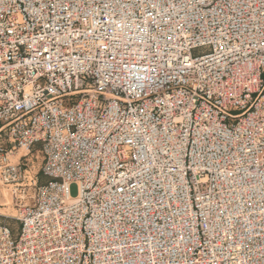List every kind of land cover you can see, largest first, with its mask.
Listing matches in <instances>:
<instances>
[{"label":"built area","instance_id":"2783aa9c","mask_svg":"<svg viewBox=\"0 0 264 264\" xmlns=\"http://www.w3.org/2000/svg\"><path fill=\"white\" fill-rule=\"evenodd\" d=\"M0 190V264H264V0H0Z\"/></svg>","mask_w":264,"mask_h":264},{"label":"rangeland","instance_id":"374dc122","mask_svg":"<svg viewBox=\"0 0 264 264\" xmlns=\"http://www.w3.org/2000/svg\"><path fill=\"white\" fill-rule=\"evenodd\" d=\"M41 162H42L41 157H39V159L37 161H35L37 168H39V166L41 165ZM3 191H5V190H0V194L3 195L2 202L8 199L12 203L11 193L7 190L5 192H3ZM4 194H6V195H4ZM6 197H7V199H6ZM0 209L3 210V211L0 210V215H7L9 217H13L16 215V211H15L14 206L12 204L9 207L1 205ZM8 222H10L11 224L16 223L15 220H11V219L8 220Z\"/></svg>","mask_w":264,"mask_h":264},{"label":"bare ground","instance_id":"6f19581e","mask_svg":"<svg viewBox=\"0 0 264 264\" xmlns=\"http://www.w3.org/2000/svg\"><path fill=\"white\" fill-rule=\"evenodd\" d=\"M6 191V190H5ZM5 191H3V192H5ZM8 193V192H7ZM4 195H6V194H4ZM6 199H7V197H6ZM3 205V206H6V207H9L10 205H11V202L7 199V200H5V201H1V199H0V205ZM1 211H3L2 209H0Z\"/></svg>","mask_w":264,"mask_h":264},{"label":"crops","instance_id":"0c3cea01","mask_svg":"<svg viewBox=\"0 0 264 264\" xmlns=\"http://www.w3.org/2000/svg\"><path fill=\"white\" fill-rule=\"evenodd\" d=\"M41 180H42V181H45L46 179L42 177Z\"/></svg>","mask_w":264,"mask_h":264}]
</instances>
